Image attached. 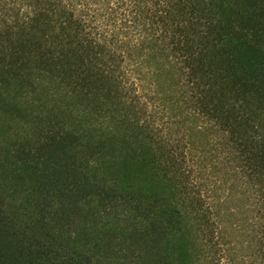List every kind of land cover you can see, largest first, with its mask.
Instances as JSON below:
<instances>
[{
    "label": "trees",
    "instance_id": "16d2710c",
    "mask_svg": "<svg viewBox=\"0 0 264 264\" xmlns=\"http://www.w3.org/2000/svg\"><path fill=\"white\" fill-rule=\"evenodd\" d=\"M0 264H264V0H0Z\"/></svg>",
    "mask_w": 264,
    "mask_h": 264
},
{
    "label": "rangeland",
    "instance_id": "374dc122",
    "mask_svg": "<svg viewBox=\"0 0 264 264\" xmlns=\"http://www.w3.org/2000/svg\"><path fill=\"white\" fill-rule=\"evenodd\" d=\"M224 196H226V195L224 194ZM219 197H220V200H219V201L222 200V201H221V207H222V203H223V200H224V199H223V197H222L221 194H219ZM242 204H243V202L241 201V203L239 204V208H240V206H243ZM223 210H225V209L223 208ZM246 210H251V208H247ZM248 215H249L250 217L252 216L251 213H250V214H249V213H248V214H245V216H244L243 218L240 219V222L242 223V220H245V219L248 217ZM239 217H240V213H239ZM235 219H236V218L234 217V218H232V219L226 218L225 220L228 221V222H230V223H235ZM246 225H247V223H246ZM246 225H245V226H246Z\"/></svg>",
    "mask_w": 264,
    "mask_h": 264
}]
</instances>
